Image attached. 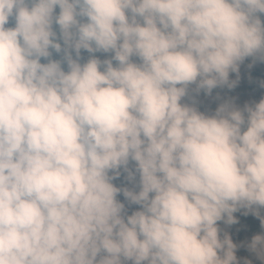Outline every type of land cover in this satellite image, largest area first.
Returning a JSON list of instances; mask_svg holds the SVG:
<instances>
[{"label": "clouds", "instance_id": "clouds-1", "mask_svg": "<svg viewBox=\"0 0 264 264\" xmlns=\"http://www.w3.org/2000/svg\"><path fill=\"white\" fill-rule=\"evenodd\" d=\"M258 13L264 0H0V264H240L217 222L246 209L264 228V98L214 115L181 101L264 61ZM130 161L138 192L113 183ZM247 247L264 264V233Z\"/></svg>", "mask_w": 264, "mask_h": 264}, {"label": "rangeland", "instance_id": "rangeland-1", "mask_svg": "<svg viewBox=\"0 0 264 264\" xmlns=\"http://www.w3.org/2000/svg\"><path fill=\"white\" fill-rule=\"evenodd\" d=\"M130 15V13H129ZM86 22V20L82 21ZM10 23V22H9ZM9 25V24H8ZM6 25V27L8 26ZM64 47L63 43L61 45ZM73 59L76 58L74 51H71ZM114 53H103L95 52L88 53L86 50H81L80 59L87 61L90 58H98L101 61L106 59H112ZM133 62L140 63L137 57L132 58ZM60 62H65L64 52ZM253 65L255 68V75L259 81V88L251 91L248 89V82L250 81V76L246 70L243 62L239 66L238 72H230L229 80L238 81L236 87L230 92H225L224 94H212L206 96L202 93V90L197 91L196 85H189L187 95L182 99V104H188L189 106H194L198 111L204 113L205 115H214L216 109L220 104L224 102H232L236 107L243 108L245 104L252 105L258 103L261 98H264V61L255 57L253 60ZM129 172L132 173V177H129L128 172L124 171L123 175L116 177L113 183L118 188H128L131 191L138 192L140 190V178L139 173L135 171L136 164L134 161H130L128 165ZM110 175L115 176V174L110 173ZM117 200L125 204V213L131 215L134 211L140 210L139 205L131 204L125 199L123 192L121 191L117 195ZM246 213V214H245ZM260 214L264 215V209H260ZM236 218V224H226L224 220L217 222V227L220 229V238H224L227 234L233 244L237 245L236 255L240 262L243 264L245 259L253 261V264H260V261L256 258L255 254L250 252L247 244L251 241L252 237L257 234L264 233V228L261 227L259 219L253 214V212L246 209H240L239 211L233 213ZM226 219V217H225ZM104 255V253H101ZM131 264V262H128Z\"/></svg>", "mask_w": 264, "mask_h": 264}, {"label": "trees", "instance_id": "trees-1", "mask_svg": "<svg viewBox=\"0 0 264 264\" xmlns=\"http://www.w3.org/2000/svg\"><path fill=\"white\" fill-rule=\"evenodd\" d=\"M55 12H56V14L59 13V7H58V6L56 7ZM257 15H258L259 18L261 19L262 23H264V14H259V13H258ZM84 20H86V18H83L82 21H84ZM14 26H15L14 19H13V18H10V23H9V25H8L7 27H14ZM53 30L57 33V42L61 43V45H62L63 40H62V38H61V36H60V31H59V27H58V25H55V24H54V25H53ZM62 49H63V47H62ZM50 52L52 53L50 59H52V60H58V61L61 60V57H62V53H63V51H61L60 53H56L55 50L50 49ZM254 58H255V57H248V58H246V59L243 61L244 65H245V67H246V70H247V72H248V74H249V76H250V81L248 82V89L251 90V91H254V90H256V89L259 88V81H258V79H257V77H256V75H255V68H254V65H253V60H254ZM75 59H76V58H75ZM47 62H48L47 59H45V58H41V63H47ZM79 62L84 63L85 61L79 59ZM140 62H141V61H140ZM117 63H118V62H116L115 60H113V66H116ZM61 64H62L63 69H64L65 71H67V70H68V68H67V63L62 62ZM232 90H233V88H232V89H229V88L226 87V86H224V87H217V88H215V89L212 90V92H211L210 95H212V94H224L225 92H230V91H232ZM202 93H203L204 95H206V96H210L209 94H206L204 90H202ZM243 130H246V127H245L244 129H242V131H243ZM120 173H121L120 175H123V174H124V170L121 169V170H120ZM113 174H115V173H113ZM222 239H223V238H222ZM236 256H237V255H236ZM237 260L240 262V260L238 259V257H237ZM240 264H242V263L240 262Z\"/></svg>", "mask_w": 264, "mask_h": 264}]
</instances>
